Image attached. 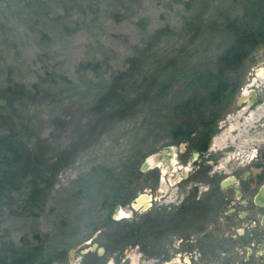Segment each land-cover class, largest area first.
Returning a JSON list of instances; mask_svg holds the SVG:
<instances>
[{
    "label": "rangeland",
    "instance_id": "374dc122",
    "mask_svg": "<svg viewBox=\"0 0 264 264\" xmlns=\"http://www.w3.org/2000/svg\"><path fill=\"white\" fill-rule=\"evenodd\" d=\"M245 1L0 0V86L18 82L36 97L24 107L4 104L5 113L21 134L30 133L31 141L49 139L52 158L77 146L35 214L21 212L20 195L0 206V255L11 242L21 246L27 238L29 246L44 247L42 264L54 259L80 264L81 251L116 241L115 233L128 224L139 228L138 238L147 243L150 256L159 255L165 239L158 211L177 199L174 164L179 157L165 165L159 155L167 146H177V154L188 148L192 132L208 116L222 110L240 114L235 113L240 99L264 98V45L238 70L234 88L221 95L224 104L189 98L203 85L194 80L214 70L230 44L222 24L239 15ZM161 29L167 30L155 36ZM129 69L136 81L129 82L131 95H141L143 79L156 75L172 88L162 96L155 90L145 95L129 114L97 112L94 105L110 82ZM185 102L194 106L175 112ZM177 127L186 133H174ZM146 161L150 166L143 170ZM142 194L150 202L132 210ZM116 205L129 218L114 216ZM122 236L117 241L133 239Z\"/></svg>",
    "mask_w": 264,
    "mask_h": 264
},
{
    "label": "flooded vegetation",
    "instance_id": "af4514ba",
    "mask_svg": "<svg viewBox=\"0 0 264 264\" xmlns=\"http://www.w3.org/2000/svg\"><path fill=\"white\" fill-rule=\"evenodd\" d=\"M263 45L248 55L240 68L253 60L252 55ZM225 100L208 101L219 105ZM240 101L241 109L235 113H242L222 110L208 116L201 122L202 128L192 132L188 148L182 147L177 154L175 146L172 152L164 149L159 155L165 165L179 155L174 164L177 199L158 211L159 232L165 239L159 255L150 256L147 243L138 238L139 228L128 224L115 233L116 241L96 242L93 249L81 251L80 264H264V98ZM232 123L234 128L227 129ZM150 200L142 194L130 207L136 210ZM117 206L114 216L129 218ZM123 234L133 239L117 241ZM95 250H99L95 257L84 258Z\"/></svg>",
    "mask_w": 264,
    "mask_h": 264
},
{
    "label": "trees",
    "instance_id": "16d2710c",
    "mask_svg": "<svg viewBox=\"0 0 264 264\" xmlns=\"http://www.w3.org/2000/svg\"><path fill=\"white\" fill-rule=\"evenodd\" d=\"M222 26L228 34L230 44L219 56L215 69L194 80L195 84L203 85L200 89H194L196 91H193L192 97L189 98L219 100L224 92L234 88L237 84L235 76L242 62L264 44V0L245 1L239 15L232 19L227 17ZM164 30L167 29L157 30L154 35H160ZM149 50L150 48L147 49ZM131 60L135 61L137 58ZM134 79L132 70L121 71L100 96L94 105L95 110L103 112L112 109L120 115L129 114L145 95L155 90L157 96H162L172 88L169 80L156 75L143 79V83L138 86L141 95H131L132 87H128L129 82L132 84L136 82L133 83ZM35 98L32 89L24 84L12 82L0 86V206L20 195L23 205L21 212L24 214L30 212L35 214L42 208L58 173L70 165L77 152V146L71 145L62 150L57 157H50L49 139L43 137L38 141H31L30 133L26 131L21 134L15 119L4 111V104L24 107L28 101L32 102ZM193 104L189 102L177 104L175 112H186L188 108L194 106ZM181 129L177 127L174 133H182ZM134 171L136 172V169ZM36 236L40 240V236L38 234ZM43 257L42 245L29 246V240L23 238L21 246L11 242L6 251L2 250L0 264H42Z\"/></svg>",
    "mask_w": 264,
    "mask_h": 264
},
{
    "label": "water",
    "instance_id": "95a60500",
    "mask_svg": "<svg viewBox=\"0 0 264 264\" xmlns=\"http://www.w3.org/2000/svg\"><path fill=\"white\" fill-rule=\"evenodd\" d=\"M165 150L172 152V151H173V147H172V146H167V147L165 148ZM157 159H158V160H161L160 157L157 158ZM148 166H149V161H146V162L143 163V165H142V169H146ZM117 209H119V206H117Z\"/></svg>",
    "mask_w": 264,
    "mask_h": 264
}]
</instances>
